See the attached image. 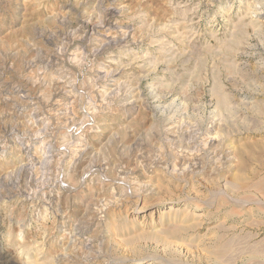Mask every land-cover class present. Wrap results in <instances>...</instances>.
Instances as JSON below:
<instances>
[{"label":"rangeland","instance_id":"obj_1","mask_svg":"<svg viewBox=\"0 0 264 264\" xmlns=\"http://www.w3.org/2000/svg\"><path fill=\"white\" fill-rule=\"evenodd\" d=\"M0 264H264V0H0Z\"/></svg>","mask_w":264,"mask_h":264},{"label":"bare ground","instance_id":"obj_2","mask_svg":"<svg viewBox=\"0 0 264 264\" xmlns=\"http://www.w3.org/2000/svg\"><path fill=\"white\" fill-rule=\"evenodd\" d=\"M169 31V30H168ZM105 34V33H104ZM142 101V100H141ZM173 171V170H172ZM112 182V181H111ZM66 236V235H65ZM68 236V235H67ZM72 237V236H71ZM68 242V241H67Z\"/></svg>","mask_w":264,"mask_h":264}]
</instances>
